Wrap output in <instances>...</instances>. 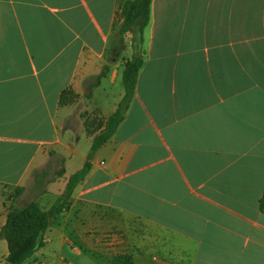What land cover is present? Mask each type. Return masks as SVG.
Here are the masks:
<instances>
[{
    "label": "crops",
    "instance_id": "1",
    "mask_svg": "<svg viewBox=\"0 0 264 264\" xmlns=\"http://www.w3.org/2000/svg\"><path fill=\"white\" fill-rule=\"evenodd\" d=\"M117 7L0 0V229L11 207L49 209L88 161L33 254L78 243L134 264H264V0H151L132 98L90 151L103 126L84 124L78 96L104 95L106 119L135 53Z\"/></svg>",
    "mask_w": 264,
    "mask_h": 264
},
{
    "label": "trees",
    "instance_id": "2",
    "mask_svg": "<svg viewBox=\"0 0 264 264\" xmlns=\"http://www.w3.org/2000/svg\"><path fill=\"white\" fill-rule=\"evenodd\" d=\"M118 7L115 20L117 37L122 40V35L133 31L132 27L137 22V30L141 34L149 21L151 0H117ZM143 64L141 53H134L130 58L123 59L121 81L124 89L123 96L116 109L100 123L103 128L93 136L90 151L95 150L105 143L123 119L124 112L135 90L137 74ZM73 91L64 89L59 98V104L72 101ZM89 170L86 161L83 166L72 173L66 182L63 193L47 210L42 209L37 202L31 201L22 207H11L4 224L0 229V238L7 245V254L0 264H21L29 259L35 250L43 244L42 236L50 226L52 218L59 214L68 204V199L74 187L85 177ZM16 190H19L18 188ZM259 209L264 213V190L259 198ZM110 264H134L129 253L113 255Z\"/></svg>",
    "mask_w": 264,
    "mask_h": 264
},
{
    "label": "rangeland",
    "instance_id": "3",
    "mask_svg": "<svg viewBox=\"0 0 264 264\" xmlns=\"http://www.w3.org/2000/svg\"><path fill=\"white\" fill-rule=\"evenodd\" d=\"M119 39V37H117ZM119 41V40H118ZM118 45H121L118 42ZM115 89V88H114ZM115 97V94H113ZM106 98L102 97L101 94H87L84 96H78L77 99V115L80 118H83V122L88 127L94 129L97 128L101 122L105 120V115L107 110L103 106V102H105ZM103 101V102H102ZM106 107L109 108V102L106 103ZM78 122V121H77ZM10 198V196H9ZM23 204L21 201H17V205ZM57 223V216L52 218L51 225ZM110 233H122L123 230L120 228H113L110 230ZM89 233H97L95 230L87 232ZM71 242H75L72 237L68 238ZM68 242V240H65ZM76 243V242H75ZM77 244V248H79L82 253L77 254V256H67L63 251H59L53 246V243L43 249L42 252H37L33 254L29 259L24 261L21 264H110L109 260L114 254L104 253L100 250H96L94 248H85L82 245ZM40 246L37 248L39 249ZM85 250V251H84ZM67 258V261H63L62 259Z\"/></svg>",
    "mask_w": 264,
    "mask_h": 264
},
{
    "label": "water",
    "instance_id": "4",
    "mask_svg": "<svg viewBox=\"0 0 264 264\" xmlns=\"http://www.w3.org/2000/svg\"><path fill=\"white\" fill-rule=\"evenodd\" d=\"M137 27L138 23L136 22L132 27V44L134 46L135 53H138L140 49V33L138 32Z\"/></svg>",
    "mask_w": 264,
    "mask_h": 264
},
{
    "label": "built area",
    "instance_id": "5",
    "mask_svg": "<svg viewBox=\"0 0 264 264\" xmlns=\"http://www.w3.org/2000/svg\"><path fill=\"white\" fill-rule=\"evenodd\" d=\"M108 237L110 241L114 239L113 235H109Z\"/></svg>",
    "mask_w": 264,
    "mask_h": 264
}]
</instances>
